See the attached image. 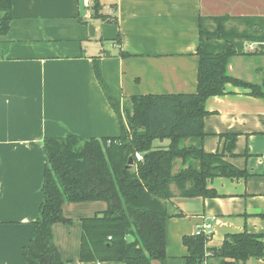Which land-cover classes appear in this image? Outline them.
Masks as SVG:
<instances>
[{
    "label": "crops",
    "instance_id": "0c3cea01",
    "mask_svg": "<svg viewBox=\"0 0 264 264\" xmlns=\"http://www.w3.org/2000/svg\"><path fill=\"white\" fill-rule=\"evenodd\" d=\"M99 2L104 14L110 15L109 6L117 9L116 24L81 16L80 0H12L13 20L8 33L0 36V264H29L22 251L33 237L43 202V140L68 134L101 139L121 133L118 116L95 76V59L121 103L133 96L195 94L199 18H264V0ZM231 26L245 29L238 21ZM260 51L264 45L245 44L246 53ZM257 58L264 55L232 58L229 74L259 84L254 75L264 74V68L258 67ZM206 109L204 151L224 153L225 136L236 135L234 152L225 153V159L251 176L246 181L214 180L210 187L221 195L214 199H186L172 187L175 197L165 224L166 264H187L183 238L213 217L217 221L207 244L210 251L219 249L228 234L248 231L264 236V98L228 84L226 95L210 98ZM181 168V160L176 161L174 174ZM106 209L104 202L64 205L63 214L72 224L54 227L64 264H119L80 260L82 220Z\"/></svg>",
    "mask_w": 264,
    "mask_h": 264
},
{
    "label": "trees",
    "instance_id": "16d2710c",
    "mask_svg": "<svg viewBox=\"0 0 264 264\" xmlns=\"http://www.w3.org/2000/svg\"><path fill=\"white\" fill-rule=\"evenodd\" d=\"M115 14L102 13V5L96 0L91 18L116 24ZM12 20V0H0V36L8 33ZM233 21L245 29L229 27ZM208 22L213 25L208 27ZM199 32L195 94L133 96L128 100L130 106L124 105L113 96L95 59V76L118 116L121 133L101 139L68 134L43 140L47 156L43 202L33 224V237L22 251L27 263L64 264L54 232L57 224H72L63 214L64 205L104 202V212L82 220L81 262L166 264L165 224L175 197L172 187L186 199H214L221 196L210 187L214 180L246 181L251 176L225 159V153L234 152L236 135L225 136L227 144L221 154L206 153L202 142L206 137L204 119L209 115L207 101L226 95L228 84L264 98V83L239 80L228 70L236 56L264 55V51L245 52L246 43L264 45V18L200 17ZM157 140L168 141V145L157 148ZM187 140L197 144L187 145ZM136 154H141L142 160ZM178 160L182 168L174 174ZM263 238L248 231L228 234L208 260L216 259L219 264L264 260ZM183 244L188 250L187 264L204 263L209 250L204 236H185Z\"/></svg>",
    "mask_w": 264,
    "mask_h": 264
},
{
    "label": "built area",
    "instance_id": "2783aa9c",
    "mask_svg": "<svg viewBox=\"0 0 264 264\" xmlns=\"http://www.w3.org/2000/svg\"><path fill=\"white\" fill-rule=\"evenodd\" d=\"M95 3H96V0H84V5H85V9H86V15H91L92 16L93 8L95 6ZM108 9H109L110 15H114V9H111L110 6L108 7ZM136 158L138 160H142V155L141 154H136ZM216 221H217V219L214 218V217L209 219V220H207V221H205L201 226H199L196 229L195 235L204 236L206 238V242L208 244L213 239L214 227H215ZM212 256H213L212 251L207 250L206 254H205V260H204L203 264H208L209 263L208 258H211Z\"/></svg>",
    "mask_w": 264,
    "mask_h": 264
},
{
    "label": "rangeland",
    "instance_id": "374dc122",
    "mask_svg": "<svg viewBox=\"0 0 264 264\" xmlns=\"http://www.w3.org/2000/svg\"><path fill=\"white\" fill-rule=\"evenodd\" d=\"M94 20V19H93ZM92 25V24H91ZM258 59V58H257ZM258 61V67L259 68H264V58L263 59H258L257 60ZM254 77L257 79V83H259L260 84V81H261V77L262 78H264V74H255L254 75ZM124 105H128V106H130V103H129V101L128 102H126V103H123ZM162 143H164V142H161V141H155V143H154V146L155 147H157V146H159L160 144H162ZM165 143H168V141H165ZM214 260H216V259H214ZM210 263H211V261H209ZM216 262V261H215Z\"/></svg>",
    "mask_w": 264,
    "mask_h": 264
},
{
    "label": "water",
    "instance_id": "95a60500",
    "mask_svg": "<svg viewBox=\"0 0 264 264\" xmlns=\"http://www.w3.org/2000/svg\"><path fill=\"white\" fill-rule=\"evenodd\" d=\"M80 13H81V16L86 15L84 0H80ZM89 33L91 37L95 36V27L93 25H89ZM132 163H133V160L130 159L129 164L132 165Z\"/></svg>",
    "mask_w": 264,
    "mask_h": 264
}]
</instances>
